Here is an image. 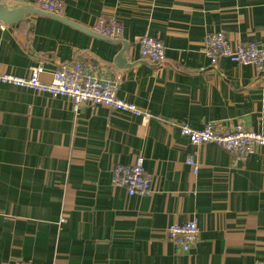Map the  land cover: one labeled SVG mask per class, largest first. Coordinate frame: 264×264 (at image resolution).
I'll return each instance as SVG.
<instances>
[{"label": "crops", "instance_id": "obj_1", "mask_svg": "<svg viewBox=\"0 0 264 264\" xmlns=\"http://www.w3.org/2000/svg\"><path fill=\"white\" fill-rule=\"evenodd\" d=\"M61 1L60 18L0 21V72L27 77L40 65L49 82L63 64H101L149 117L102 105L74 113L66 97L0 83V264H264V147L234 162L179 130L213 121L264 131V70L228 58L213 67L203 52L210 32L262 43L264 0ZM110 15L120 38L92 29ZM144 34L162 42L161 64L140 58ZM138 155L152 189L128 196L111 168ZM193 217L199 240L183 252L166 230Z\"/></svg>", "mask_w": 264, "mask_h": 264}, {"label": "built area", "instance_id": "obj_2", "mask_svg": "<svg viewBox=\"0 0 264 264\" xmlns=\"http://www.w3.org/2000/svg\"><path fill=\"white\" fill-rule=\"evenodd\" d=\"M47 12L60 14L61 0H32L28 2ZM0 25V28H3ZM93 31L108 38H120L123 26L115 15L101 16L93 26ZM140 58L152 64H161L165 59V48L156 38L144 34L137 40ZM203 52L211 66L215 67L221 58L242 65H251L256 70H264V41L232 43L224 32H210L203 40ZM42 66L31 69L27 77L0 72V83L18 87L31 88L39 93L54 97H66L72 104V111L77 113L82 106L102 105L115 111L148 120L149 115L132 102L120 98L118 77L101 64L76 61L61 65L51 73V80L40 79ZM181 135L195 145L214 143L230 155L236 162L245 160L256 149L264 147V131H253L241 124L224 126L219 122H206L202 128H191L187 123L179 125ZM187 163L196 172L198 164L191 159ZM111 185L121 187L128 196H145L151 193L152 178L145 172L143 157L138 155L129 165L113 164L111 168ZM200 229L196 218H190L183 224L172 223L167 227V239L181 251L188 252L199 240ZM17 264H26L18 261Z\"/></svg>", "mask_w": 264, "mask_h": 264}, {"label": "water", "instance_id": "obj_3", "mask_svg": "<svg viewBox=\"0 0 264 264\" xmlns=\"http://www.w3.org/2000/svg\"><path fill=\"white\" fill-rule=\"evenodd\" d=\"M25 12L26 13H41V14H45L48 16L60 18L59 14H54L51 12L43 11L33 6L32 4L24 2V1L23 2H9L7 4V3H4L2 0H0V21L6 23L7 25L15 21V19L19 20L21 18V14Z\"/></svg>", "mask_w": 264, "mask_h": 264}]
</instances>
